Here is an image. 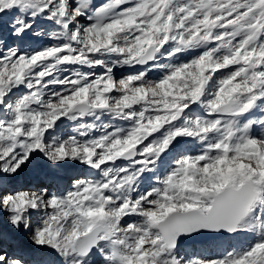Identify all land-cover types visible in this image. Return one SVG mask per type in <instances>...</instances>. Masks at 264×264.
<instances>
[{"label": "snow or ice", "instance_id": "6c2138e0", "mask_svg": "<svg viewBox=\"0 0 264 264\" xmlns=\"http://www.w3.org/2000/svg\"><path fill=\"white\" fill-rule=\"evenodd\" d=\"M0 264H264V0H0Z\"/></svg>", "mask_w": 264, "mask_h": 264}]
</instances>
